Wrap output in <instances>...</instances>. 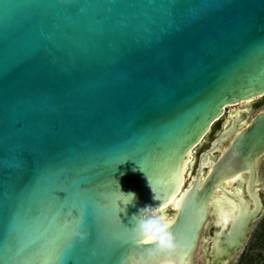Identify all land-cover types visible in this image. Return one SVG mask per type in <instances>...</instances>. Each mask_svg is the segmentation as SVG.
I'll list each match as a JSON object with an SVG mask.
<instances>
[{"label": "water", "instance_id": "95a60500", "mask_svg": "<svg viewBox=\"0 0 264 264\" xmlns=\"http://www.w3.org/2000/svg\"><path fill=\"white\" fill-rule=\"evenodd\" d=\"M261 95L264 0H0V155L24 161L0 180V264H139L147 204L172 213L156 264H190L239 176V212L206 248L227 264L264 214V110L228 118L194 174L184 165L226 107ZM122 192L136 194L124 212Z\"/></svg>", "mask_w": 264, "mask_h": 264}, {"label": "rangeland", "instance_id": "374dc122", "mask_svg": "<svg viewBox=\"0 0 264 264\" xmlns=\"http://www.w3.org/2000/svg\"><path fill=\"white\" fill-rule=\"evenodd\" d=\"M241 105L242 103L238 106H241ZM238 106L227 107L225 115L219 121L215 123V125L213 126V129L206 136V139H205L206 142L202 143L198 147V149L195 151L194 153L195 162L192 166L193 174L197 167V155L199 151L201 149L203 150V149H207L210 147L212 141L215 139L218 133L224 128L228 118H231L232 116L236 114V110L239 108ZM263 108H264V104L260 105V107H258L257 109L252 108L251 112L249 113L248 121H250L251 118L255 116L256 113ZM229 141L230 140L224 143L223 149L228 145ZM259 177L261 178V181H259V183L261 184L260 188H264V159L262 160L260 164ZM231 187L234 188L235 185ZM166 215L170 217L169 215H172V213L170 214L166 213ZM213 222H214V218L212 215H210L206 225L204 226L202 230V234H201L198 246L193 254L190 264H206L205 247L208 244V239H207L209 236L208 232L211 230ZM224 237L225 235L223 236V238ZM227 264H264V214L253 223L252 229L249 234V238L246 242L245 247L241 251V253L235 258L231 259Z\"/></svg>", "mask_w": 264, "mask_h": 264}, {"label": "clouds", "instance_id": "9594fccd", "mask_svg": "<svg viewBox=\"0 0 264 264\" xmlns=\"http://www.w3.org/2000/svg\"><path fill=\"white\" fill-rule=\"evenodd\" d=\"M148 185L152 190L150 182H148ZM122 195L128 198L124 201V212L128 205L135 204L136 194L134 192L127 194L122 192ZM153 199H157L155 193ZM132 220L136 225V230L143 237L150 238L149 241L153 244V247L144 250L139 259V264H156L160 256H168L171 254L175 247L174 236L169 230L171 221L162 212L158 214L153 205L147 204L138 209L137 213L133 215ZM78 235L81 240L87 238L86 232H80ZM137 243L139 244V241Z\"/></svg>", "mask_w": 264, "mask_h": 264}, {"label": "bare ground", "instance_id": "6f19581e", "mask_svg": "<svg viewBox=\"0 0 264 264\" xmlns=\"http://www.w3.org/2000/svg\"><path fill=\"white\" fill-rule=\"evenodd\" d=\"M252 100L253 99H250L246 102H243V104L244 105L250 104L252 102ZM231 114H233V113H231ZM242 116L244 117V115H242ZM240 129H241V127H240ZM197 148H198V146L195 147L190 152L188 160L186 161V163L184 165L185 166L184 170L187 172L186 174H188V175L192 174V166L195 162L194 153L197 150ZM238 180H240L239 176L228 181L227 184L229 186L224 185L233 194L232 197H229L226 194L216 193L211 200L213 218H214V221L216 222V225H218V226L224 225L227 227L239 212L240 204L238 202V199L240 197L244 198L246 195V192H245V189L243 186V180L242 181L240 180L239 183H237ZM234 185H235L234 188L230 187V186H234ZM232 189H234V190H232ZM173 200H175V199H173ZM171 202H177V201H171ZM176 205H177V203H174L173 207H176ZM166 208H169L168 205H165L160 210H157V213L159 214L162 212L163 215H165L167 217V219L171 221V217H168L166 215L167 210H168ZM241 213H243V210ZM164 264H173V263L172 262H165Z\"/></svg>", "mask_w": 264, "mask_h": 264}, {"label": "snow or ice", "instance_id": "6c2138e0", "mask_svg": "<svg viewBox=\"0 0 264 264\" xmlns=\"http://www.w3.org/2000/svg\"><path fill=\"white\" fill-rule=\"evenodd\" d=\"M23 163H24V161H23V157L21 155H17L16 157L9 158L8 160H5L3 158V156L0 155V180H2V173H3L4 169H5V167H7V168L22 167ZM121 199L123 201H125L128 198L123 196ZM80 232H85V231H76L74 233V235L79 236L78 233H80ZM138 239H139V237H137L135 235H131V236H129L126 239L125 238H120V240L123 243H129L132 240H138ZM147 240L149 241L150 238H147ZM66 247H67V245H61V246H58V247L53 248V249L45 250L43 252V255H44V257L46 259H49V260H52V261H59V260H61L63 258Z\"/></svg>", "mask_w": 264, "mask_h": 264}, {"label": "flooded vegetation", "instance_id": "af4514ba", "mask_svg": "<svg viewBox=\"0 0 264 264\" xmlns=\"http://www.w3.org/2000/svg\"><path fill=\"white\" fill-rule=\"evenodd\" d=\"M241 104V103H240ZM240 104H238V105H240ZM262 104H264V95H261V96H258V97H256V98H254L253 100H252V102L250 103V104H247V105H244L243 103H242V105L241 106H238V105H235V106H238L239 108L236 110V114L234 115V116H232V117H236V116H239V115H246L248 118H249V113L251 112V110H252V108L253 109H257L258 107H260V105H262ZM262 110H264V108L263 109H261L260 111H262ZM260 111H258L257 113H256V115L260 112ZM255 115V116H256ZM255 116H253L252 118H251V120L255 117ZM231 117V118H232ZM250 120V121H251ZM214 126V125H213ZM212 129H213V127H212ZM219 134V133H218ZM206 142V140L204 141V143ZM202 144V143H201ZM200 144V145H201ZM200 145H198V147L200 146ZM198 149V148H197ZM206 149H201L200 151H199V153H198V155H197V167L199 166V163H200V160H201V158H202V154H203V152L205 151ZM207 158V156H205L204 157V159H206ZM196 167V168H197ZM196 171V170H195ZM221 226V225H220ZM216 227H219L218 225H216V222L214 221L213 222V224H212V228H211V230L208 232L209 233V236H208V244H207V246L205 247V253H206V248L209 246V244H210V241H209V238H213V236H214V229L216 228ZM205 262H206V256H205ZM207 264V263H206Z\"/></svg>", "mask_w": 264, "mask_h": 264}]
</instances>
